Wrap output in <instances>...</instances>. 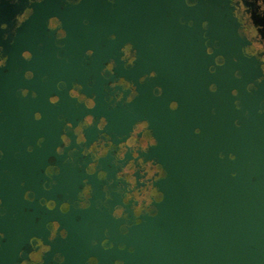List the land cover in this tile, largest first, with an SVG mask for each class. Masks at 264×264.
Returning a JSON list of instances; mask_svg holds the SVG:
<instances>
[{
    "label": "water",
    "instance_id": "obj_1",
    "mask_svg": "<svg viewBox=\"0 0 264 264\" xmlns=\"http://www.w3.org/2000/svg\"><path fill=\"white\" fill-rule=\"evenodd\" d=\"M39 11L44 20L27 22L24 40L15 46L4 43L9 60L0 68V109L9 116L6 121L0 115L1 121L33 125L17 136L0 132V148L10 158L0 161V264H21L35 237L51 247L43 264H58L53 259L57 253L65 257L64 264H87L91 256L99 264H264V113L259 112L264 105L261 99L243 96L256 72L243 54L230 0H45ZM53 16L75 37L66 41L72 53L41 36L52 35L47 21ZM101 36L116 38L101 42ZM126 44L137 52L129 69L120 62ZM87 50L95 53L90 66L79 63ZM24 51L33 54L32 60H24ZM219 56L224 64L216 63ZM67 59L74 63L67 64ZM112 60L117 64L112 82L123 77L142 93L129 105L131 119L159 118L149 119L157 141L150 157L165 172L156 184L163 199L155 214L142 215L138 224L134 217L113 218L98 202L66 214L40 203L48 196L41 193L45 160L54 149L51 141L59 138L49 123L53 127L59 111L70 117L71 109L77 110L69 88L58 91L56 85L76 82L87 93L93 82L98 106L107 95L103 88L108 81L101 72ZM26 71H33L34 79L27 80ZM24 88L29 89L27 97ZM157 88L162 89L158 98L153 94ZM51 96L64 97L68 105L52 104ZM174 101L177 111L171 109ZM80 106L83 115L108 114L99 112V106ZM208 106L215 119H187L191 107ZM29 147L33 152H27ZM30 190L37 193L34 201L25 199ZM51 221L67 230L66 239L48 240ZM124 223L131 226L122 232ZM104 239L113 245L107 251L100 246Z\"/></svg>",
    "mask_w": 264,
    "mask_h": 264
},
{
    "label": "flooded vegetation",
    "instance_id": "obj_2",
    "mask_svg": "<svg viewBox=\"0 0 264 264\" xmlns=\"http://www.w3.org/2000/svg\"><path fill=\"white\" fill-rule=\"evenodd\" d=\"M44 1L45 0H0V60L4 61V63L0 65V68L5 67L9 60V55L6 54L5 52L4 43H7L10 41L12 46L14 44L15 45L18 44L19 39H23V40L25 39V33H26L25 24L27 22L34 19L35 17L39 18L40 21L44 20L45 14L39 11L40 5ZM230 5L233 10V16L236 19L237 24L239 25V30H238L239 36L243 40L242 42L243 54L247 59L251 61L252 70H255L256 72L255 82L250 83L246 86L245 93H243V96L244 95L248 96L247 94L254 96L257 99H261V105L262 104L264 105V0H230ZM53 20L57 21V25L55 28L51 27V23ZM47 30L52 35H49V36L41 35L42 37L46 39L45 40L46 42L47 41L54 42L55 45L61 48L62 50H64L65 53H69V52L72 53V51H70L71 48L68 46L66 41L72 38L74 40L75 37L68 35L69 34L68 29L64 26V24L62 23L59 17L53 16V17L48 18ZM31 32H34V31H31ZM29 33L30 32H28V36L32 38L34 35H31ZM61 33H64V35L61 36ZM29 37H28V41H29ZM113 37L115 36H105V37L101 36L99 37L98 41L103 42L104 40H107V42H112L116 38V37L115 38ZM127 45L129 44H126L124 47H126ZM123 48L121 49L120 62L125 69L133 68L134 63L137 59V55H136L137 52L134 50V47L132 46L131 51L136 56V59L133 64L129 65L127 60L122 59L125 55V53L122 51ZM25 52H28L30 54V58H26L24 56ZM209 52L210 53L212 52L211 48L209 49ZM71 56H74V55H71ZM94 56H95V53L92 50H87L83 54V60H81L79 63L81 65L85 64L87 66H90L93 64ZM22 57L24 58V60L29 61V60H32L33 54L30 51H24ZM224 62L225 60L222 56L217 57L216 63L218 65L224 64ZM66 63L73 64L74 62L70 59H67ZM108 63L109 62L105 63V67ZM116 65L117 64L115 62L114 69ZM91 69L92 68H89L86 70L90 71ZM104 69L102 70V72L104 71ZM46 71L50 72V69L48 68L46 69ZM28 72L33 73L31 78L27 77ZM152 74L153 73H151V76H153ZM114 75H115V71H114V74L105 73V75H102L104 80L108 81L103 88L104 93L107 95H105L102 102H99L98 111L108 113L107 116H99L98 113L83 115V111L80 110L81 109L80 105H83L87 109H89L86 106V103L81 102L77 98H73L69 95L72 99H75L77 101V105L75 106L77 110L71 109V113H73V115H71L70 117L59 111L58 115L54 117L55 119H54L53 127H50V123H49L48 128L54 129L55 133L59 134V138L57 140L51 141L50 145L54 149L50 151V154L46 157L47 159L45 160L46 166L44 169V179L42 182L41 193H45L48 196H42L40 199V203L41 201L55 200L57 203V207L62 212V206L64 203L67 202L70 205V209L67 213H69L72 208L76 210L77 209H80V210L88 209L92 205L93 202L99 203L105 200L104 188L106 185H108V182L111 180V181H114L113 184L108 185L109 193L111 195V200L107 201V205H108L107 207H105L104 204L101 203L99 208L106 209L109 212V214L113 218H115L112 215V209H114L117 205H120L122 207H125L127 219L125 218H119V219L115 218V219L120 220V221H129L131 217H134L136 220L140 222L139 218L142 215L153 216L156 210V203H160L163 199V194L159 191L156 184L162 178H164L165 172H164L163 167L150 157L152 148L156 146L157 141L155 137L156 130L154 126H152L149 119H159V118L158 117L151 118V116L145 115L142 119H139V120L131 119V114H134V110H132L129 105L137 97H140L142 93L138 91V87L133 82H130L134 85L138 94L131 103H125L124 101H127L128 97L131 95V90L130 89L125 90L122 86H118L114 90L110 88L109 85L112 83L111 79L114 77ZM105 76H107V79H105ZM24 77L27 80H32L35 77V73L33 71H26ZM146 77H144L143 81L141 78L140 83L143 84L145 82ZM45 79H46V76L42 78V81H45ZM119 79L120 78H116L115 81H118ZM63 82H64L63 85L59 88L57 87L59 83L56 85V90L62 91L64 89L69 88V92H70L74 84H79L76 82H73V83H68L67 81H63ZM91 83H89V86L87 87L89 89L87 90V93H84V87H82L81 91H82V94L88 98L95 97V106L92 108V109H95L96 107H98L97 102H96L97 95L93 92V87H91L93 86V82ZM37 87H38L37 89H40V85H38ZM157 90L158 92L156 93ZM157 90L153 91V94L154 96L158 98L162 95V89L157 88ZM211 90L215 91L216 88L214 86H211ZM25 91H26V95L24 94ZM21 92L24 97H27L29 93V89L28 88L21 89ZM120 92H123L124 94L123 100L120 103L116 104V107H113L112 103H116V101L113 100L112 103H108L106 98L109 97L110 95H113L114 93H120ZM6 95H8V93ZM89 95H92V96H89ZM233 95L239 97L240 93L237 90H234ZM36 97H37V94L35 93V96H33V93H32V98L35 99ZM51 97H59V96H51ZM174 102H172L171 105ZM175 103L177 104V107L175 109L171 107L173 111H177L179 108L178 102H175ZM58 104L60 105L64 104V106L68 105L64 97L62 99L59 97V101L54 105H58ZM191 108L192 110L190 111V115L189 117H187V119H215L216 118V117H211L209 115V111H210L209 106L207 110H205V108H200V107L196 109H194L193 107ZM236 108L238 109L241 108L239 100L236 101ZM92 109H89V110H92ZM125 111H128L129 116L128 115L126 116L116 115L118 113H123ZM259 112L264 113V109L259 110ZM4 113L5 112L2 109H0V115L4 116L3 115ZM109 113H111L112 115H110ZM212 113L216 114L217 112L215 109H212ZM89 115L94 117V123L90 126H86L83 129V134L86 138L85 143L83 145H77L76 143L77 136L73 132L69 131L68 134L70 138L72 139V144L70 145L69 148L65 149L64 155H59L56 149L58 146H61V147L63 146L60 137H61L63 130L65 129V122H71L73 127H76L81 122H83L86 116H89ZM4 117L6 118L5 120L8 121L9 116H4ZM27 117L29 118V115ZM59 118H63V120L61 121V119ZM101 118L106 119V126L103 129H100L98 127ZM40 119H42V116ZM219 119H226V116L220 115ZM1 120L2 118L0 117V132H2V129L9 130L7 132L8 137L11 134L17 136L20 130L29 131V129L31 130L33 129V125H29L28 123L24 124V122L19 121V119H15L16 120L15 123L2 122ZM144 122H147L148 127L147 129H143L139 132H136L137 143H139L140 140L144 138L145 131H146L156 141V144L155 145L149 144L147 150H141L138 148L135 151H136V154L139 156V158L143 159L145 163L151 161L153 165H157V164L160 165L163 171V175L161 176L160 172H156L153 176V179L150 182L152 183L153 187L157 190V192L160 194L161 198L159 199L153 198L152 203L150 205V208H151L150 212L145 211L139 217H135L134 211H133V205L136 204L137 202L132 201L127 206H125L123 205V198H124L123 193H117L115 191V188L119 184H123L125 190L128 189L127 182L124 180H116V176H117V173L123 168V166H125L130 160L134 159L133 149L129 148L126 151L125 159L120 162L119 167L114 165L113 160L116 156V153L119 151V145L122 143H126V141L131 138L132 133L136 129V126ZM196 131L199 132L200 130L197 129ZM101 140L104 142L106 147L108 146L109 141H110L113 145H115V148H110L109 152L98 160L96 173L89 175L86 173L85 169H87L88 166L93 162L94 156L91 153L88 156H83L81 155V151L85 148H90L93 144H96ZM8 148L10 147L8 146ZM8 148L7 150H11ZM71 148L80 149L75 153V163H65V160L67 159V153L71 150ZM5 152L6 151L3 148H0V161H3L4 159L6 160L10 159L9 157L5 156ZM27 152L28 153L33 152V148L29 147L27 149ZM50 165L59 167L61 170L60 174L53 175L51 178H49L45 174V170ZM1 166L2 165H0V169H1ZM100 171H104L107 173L106 179L98 178V174ZM142 171L143 170L140 168V165H139V160H137V172L134 173L137 179V189L146 187V184L144 183V178L146 177L147 174L144 173V175L142 176L141 175ZM53 181H55V184H53ZM84 181H87V184L91 185V188H92V192L86 200V202L89 204L88 208H81L79 206L80 203L83 201H80L78 199V193L81 192L82 189L85 187ZM45 187H47L50 190L46 191ZM36 194L37 193L35 191H31V190L27 191L25 193V199L28 201H34L36 199ZM1 204H2V199L0 198V205ZM42 206L44 205L42 204ZM51 222H57V221H51ZM51 222H48L47 225H49ZM47 225H46V230L48 231V240L51 242L55 241V240L49 239L51 235V229L47 227ZM59 225H60V228L57 231V236H60L61 232L67 231L66 229H63L61 227L60 223ZM125 226H128V225L124 223L120 226L122 232L125 229H127V227ZM34 239L43 241L42 239L36 238V237L32 238L31 241H33ZM45 245L48 246L49 249L51 250V247L48 244H45ZM33 251H39L38 244L31 243L29 252L27 254V258L24 259L28 261V264H32V261L30 260V254ZM48 252H45L43 254V256L41 257L40 264L44 263L43 258L45 254ZM54 262L58 264L60 263L58 260H54Z\"/></svg>",
    "mask_w": 264,
    "mask_h": 264
},
{
    "label": "clouds",
    "instance_id": "obj_3",
    "mask_svg": "<svg viewBox=\"0 0 264 264\" xmlns=\"http://www.w3.org/2000/svg\"><path fill=\"white\" fill-rule=\"evenodd\" d=\"M57 25V21L53 20L51 23V27L55 28ZM64 33H61V36H63ZM115 38V37H113ZM132 46L129 44L126 47L123 48V52L125 53L124 57L122 59L127 60L128 64L131 65L134 63L136 56L131 51ZM24 56L26 58H30V54L28 52L24 53ZM4 61L0 60V65H2ZM114 66L115 62H109L104 71L101 73V75H105V73H113L114 74ZM33 73L28 72L27 77L31 78ZM153 76L155 73L152 74ZM105 79H107V76H105ZM144 78H142L143 81ZM63 81H61L57 87H61L63 85ZM118 86H122L125 90H131V95L128 97L127 101H124L125 103H131L134 98L137 96V91L134 87V85L130 82H128L126 79L121 77L118 81H113L109 87L113 90L116 89ZM82 85L80 84H74L72 89L69 92V95L73 98H77L81 102H85L86 106L89 109H92L95 106V97L88 98L85 95L82 94ZM26 95V91L24 93ZM33 96H35V93H33ZM123 92L120 93H114L113 95H110L107 97V102L112 103L113 100L116 101V103H112L113 107H116V104L120 103L123 100ZM59 101V97H51L50 102L53 104H56ZM171 107L175 109L177 107V104L174 102ZM36 119H40L41 115L39 113L35 114ZM61 121L63 118H59ZM94 123V117L89 115L86 116L83 122H81L78 126L73 127L71 122H65V129L63 130L61 134V141H62V147L58 146L56 151L59 155H64L65 149L69 148L72 144V139L69 136V131L73 132L77 136V145H83L85 143V136L83 134V129L86 126H90ZM106 126V119L101 118L100 123L98 127L100 129H103ZM148 125L147 122L140 123L136 126L135 131L132 133V136L130 139L126 141V143H122L119 145V151L116 153V156L113 160L114 165L117 167L120 166V162L125 159L126 151L131 148L133 149V155L134 159L130 160L123 168L117 173L116 180H124L127 182L128 189H124L123 184L117 185L115 188V191L117 193H123V205L127 206L130 202L136 201L137 203L133 205V211L134 216L139 217L143 212L145 211H151L150 205L152 203L153 198H161L160 194L157 192V190L153 187L152 183L150 182L153 179V176L156 172H160L161 176L163 175V171L160 167V165H153L151 161L145 163L143 159H140L139 156L136 154V149L141 150H147L149 144L155 145L156 141L145 131L144 138L140 140L139 143H137L136 140V132H139L143 129H147ZM43 143V137L39 141H37V144L40 145ZM110 148H115V145H113L110 141L108 146L106 147L104 142L101 140L96 144H93L90 148H85L81 151V155L88 156L90 153L94 156L93 162L88 166L87 169H85L86 173L91 175L96 173L97 171V162L98 160L105 156ZM80 150L79 148H71V150L67 153V159L65 160V163H75V153ZM234 158V157H233ZM137 160H139L140 168L143 170L141 175L143 176L144 173H146V177L144 178V183L146 184V187L137 189V179L134 175L135 172H137ZM82 166V165H81ZM61 172L59 167H56L54 165H50L46 168L45 174L51 178L53 175H59ZM99 179H106L107 173L104 171H100L98 174ZM158 178V177H157ZM85 187L82 189L81 192L78 193V199L80 201H83L80 203L81 208H88L89 204L86 202L87 198L90 196L92 192L91 185L87 184V181H84ZM114 181H109L108 185L113 184ZM53 184H55V181H53ZM108 185L105 186L104 192H105V200L103 202H99L97 207H100V204L103 203L105 207H107V201L111 200V195L109 193V187ZM45 190L48 191L47 187H45ZM41 203L46 206L49 210H54L57 207V203L55 200H48V201H41ZM70 209V205L66 202L62 206V212L67 213ZM112 215L119 219V218H125L127 219L126 215V209L125 207H122L120 205H117L114 209H112ZM139 221L136 220L135 224H138ZM131 225L125 226L130 227ZM51 229V235L49 237L50 240H55L57 237V231L60 228V225L58 222H51L49 225H47ZM60 236L62 238H67L68 233L67 231L61 232ZM0 237H3V233H0ZM30 243H36L39 246V251H33L30 254V260L32 261V264H40L41 257L45 252H48L50 249L48 246H46L43 241L39 240H33L30 241ZM93 246L96 245L97 241H92ZM100 246L104 247L105 251L109 250L110 247L113 245H110L109 241L107 239H104L100 242ZM121 250H123L124 246L121 245ZM130 252L133 251V249H129ZM23 253H21L22 255ZM54 260H58L60 264H64L65 257L61 256L60 253H57V255L53 258ZM22 264H28L27 260L22 261ZM87 264H99V260L95 256L89 257ZM115 264H123L122 261H115Z\"/></svg>",
    "mask_w": 264,
    "mask_h": 264
}]
</instances>
